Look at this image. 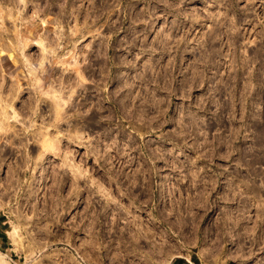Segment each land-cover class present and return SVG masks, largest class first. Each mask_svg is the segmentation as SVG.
<instances>
[{"label":"rangeland","instance_id":"374dc122","mask_svg":"<svg viewBox=\"0 0 264 264\" xmlns=\"http://www.w3.org/2000/svg\"><path fill=\"white\" fill-rule=\"evenodd\" d=\"M0 100V264H264V0H0Z\"/></svg>","mask_w":264,"mask_h":264},{"label":"bare ground","instance_id":"6f19581e","mask_svg":"<svg viewBox=\"0 0 264 264\" xmlns=\"http://www.w3.org/2000/svg\"><path fill=\"white\" fill-rule=\"evenodd\" d=\"M21 1V0H20ZM22 1H24V0H22ZM39 44H40V46H41V49L43 50V52L45 53V54H42V55H44L43 56V58H40L41 59V64H40V68L41 67H45L46 65H48V63H49V59L50 58H52V55H50L51 54V51L49 50V48H48V43L47 42H45V40H42V39H40L39 41ZM9 48H10V46H9ZM11 50V49H10ZM9 50V51H10ZM41 50V51H42ZM48 50H49V53H48V55H47V52H48ZM7 51V50H6ZM12 52V51H11ZM42 52V53H43ZM8 53V52H7ZM11 55V54H10ZM51 56V57H50ZM50 57V58H49ZM20 58V57H19ZM28 59V58H27ZM10 60H14L15 62H13L14 64H16L17 63V61L20 63V59H18V56H12L11 58H10ZM31 60V59H30ZM62 60H64V59H62ZM74 60H77V59H75V57H74ZM11 63H12V61H11ZM30 63V62H29ZM31 64V63H30ZM59 64V63H58ZM16 65H21L22 66V64H16ZM18 68H19V66H18ZM20 70H22V69H19L18 71H20ZM22 79V78H21ZM40 84H41V87H42V83L40 82ZM44 86V85H43ZM43 88V87H42ZM52 88V87H51ZM62 89H63V87H62ZM61 88H55V89H53V95H52V92L51 91H49V89L48 90H46V92H48L47 94L49 95V93L52 95H50L54 100L56 99V100H58V99H60V95L62 94L61 92H63V90H62ZM44 91H45V89H44ZM45 92V93H46ZM57 93H60V95H59V97H58V95H57ZM63 97V96H62ZM62 99V98H61ZM68 99V98H67ZM55 100V101H56ZM63 100V99H62ZM61 100V101H62ZM1 101V100H0ZM61 101H56V102H54L53 104H52V106H51V110H52V114H54V116H58L59 115V112L60 111H62V108L66 105V103L64 102V103H62ZM64 101V100H63ZM66 101V100H65ZM0 106H1V103H0ZM4 106V105H3ZM3 106H1V109L2 110H6V109H4L6 106H4V108H3ZM32 109V108H31ZM64 109V108H63ZM63 112V111H62ZM2 111H0V130H4V128H6V126H5V124L7 123L8 124V122L6 121V118H3L2 117V115H3V113H7V110L6 111H4L2 114ZM8 114V113H7ZM58 114V115H57ZM64 115V114H63ZM15 117V116H14ZM15 118H17V116L15 117ZM59 118V117H58ZM49 128H47L46 127V132L45 131H40L39 130V133H40V136L43 138V145L44 146H48V147H56V145H58L59 143H60V137H61V135H53V136H50V135H48L47 133H50L49 132V130H48ZM37 133H38V131H37ZM38 133V134H39ZM37 134V135H38ZM38 137H39V135H38ZM74 165V164H73ZM77 167V166H76ZM75 167V168H76ZM74 169V168H73ZM79 169V172H80V168L79 167H77V170ZM80 174V173H79ZM17 227V226H16ZM15 227V228H16ZM17 229V228H16ZM18 232V230H16V232H15V229H14V233L16 234ZM18 234H19V232H18ZM18 234H16V235H18ZM16 235L14 236V234H13V241H15V243L16 244H20V245H22L23 243H22V239L20 240V241H17V239L16 238H18V237H16ZM22 243V244H21ZM5 255L3 254V253H0V257H4ZM1 260V259H0Z\"/></svg>","mask_w":264,"mask_h":264},{"label":"built area","instance_id":"2783aa9c","mask_svg":"<svg viewBox=\"0 0 264 264\" xmlns=\"http://www.w3.org/2000/svg\"><path fill=\"white\" fill-rule=\"evenodd\" d=\"M11 261H14L13 258H11ZM16 263V262H15Z\"/></svg>","mask_w":264,"mask_h":264}]
</instances>
